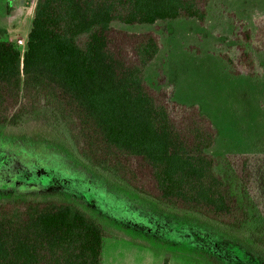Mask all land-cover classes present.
<instances>
[{
    "label": "trees",
    "instance_id": "obj_1",
    "mask_svg": "<svg viewBox=\"0 0 264 264\" xmlns=\"http://www.w3.org/2000/svg\"><path fill=\"white\" fill-rule=\"evenodd\" d=\"M213 2L37 0L24 52L0 28V141L31 122L55 137L39 140L25 128L6 142L14 149L1 152L0 264H102L106 237L128 239L71 195L69 166L206 218L216 232L202 236L205 264H264L251 154L210 152L218 132L210 117L173 98L163 68L157 87L145 78L162 49L160 33L114 26H205ZM233 17L229 48L218 57L232 76L264 78V13L250 24ZM42 152L57 155L60 174L37 165Z\"/></svg>",
    "mask_w": 264,
    "mask_h": 264
},
{
    "label": "rangeland",
    "instance_id": "obj_2",
    "mask_svg": "<svg viewBox=\"0 0 264 264\" xmlns=\"http://www.w3.org/2000/svg\"><path fill=\"white\" fill-rule=\"evenodd\" d=\"M36 1L0 0V28L6 29L4 37L21 52L26 49ZM257 12L264 13V0H214L205 26L195 20L136 26L115 22L114 26L137 31L155 29L160 33L163 46L146 69L147 82L157 87L159 70L163 68L167 81L174 84L173 98L197 103L210 117L218 131L210 152L251 154L254 172L251 193L259 219L264 222V78L232 76L217 55L218 50L229 48L233 16L250 24V17ZM260 58L264 62V54ZM41 126L31 122L22 130L9 128L0 141V155L8 148L14 149L6 142L11 136L26 134L25 128L39 140L48 137L54 140ZM56 156L38 153L37 165L58 171L61 161ZM67 168L64 172L74 191L71 195L107 227L128 237L104 239L102 264H164L165 260L167 264H205L202 247L207 251L209 247L203 245L202 236H210L216 230L206 218L169 210L116 184L108 176L73 166ZM4 180L0 179V183ZM7 182L11 181L7 178ZM187 230L195 236L194 241L187 239Z\"/></svg>",
    "mask_w": 264,
    "mask_h": 264
},
{
    "label": "built area",
    "instance_id": "obj_3",
    "mask_svg": "<svg viewBox=\"0 0 264 264\" xmlns=\"http://www.w3.org/2000/svg\"><path fill=\"white\" fill-rule=\"evenodd\" d=\"M21 42V41H20Z\"/></svg>",
    "mask_w": 264,
    "mask_h": 264
}]
</instances>
